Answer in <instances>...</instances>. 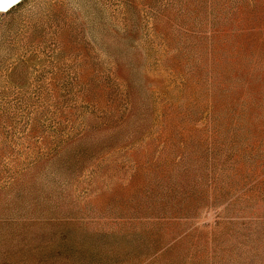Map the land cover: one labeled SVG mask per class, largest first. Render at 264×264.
Segmentation results:
<instances>
[{
    "label": "rangeland",
    "instance_id": "1",
    "mask_svg": "<svg viewBox=\"0 0 264 264\" xmlns=\"http://www.w3.org/2000/svg\"><path fill=\"white\" fill-rule=\"evenodd\" d=\"M0 264H264V0L0 9Z\"/></svg>",
    "mask_w": 264,
    "mask_h": 264
},
{
    "label": "snow or ice",
    "instance_id": "2",
    "mask_svg": "<svg viewBox=\"0 0 264 264\" xmlns=\"http://www.w3.org/2000/svg\"><path fill=\"white\" fill-rule=\"evenodd\" d=\"M12 0H0V9H6V7L10 6Z\"/></svg>",
    "mask_w": 264,
    "mask_h": 264
},
{
    "label": "water",
    "instance_id": "3",
    "mask_svg": "<svg viewBox=\"0 0 264 264\" xmlns=\"http://www.w3.org/2000/svg\"><path fill=\"white\" fill-rule=\"evenodd\" d=\"M15 1H16V0H12L11 4L14 3ZM11 4H10V5H11ZM8 7H9V6H8ZM6 8H7V7H6Z\"/></svg>",
    "mask_w": 264,
    "mask_h": 264
}]
</instances>
